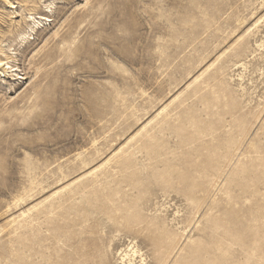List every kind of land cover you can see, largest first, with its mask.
Listing matches in <instances>:
<instances>
[{
	"label": "rangeland",
	"instance_id": "obj_1",
	"mask_svg": "<svg viewBox=\"0 0 264 264\" xmlns=\"http://www.w3.org/2000/svg\"><path fill=\"white\" fill-rule=\"evenodd\" d=\"M8 1L0 264H264V0Z\"/></svg>",
	"mask_w": 264,
	"mask_h": 264
},
{
	"label": "bare ground",
	"instance_id": "obj_2",
	"mask_svg": "<svg viewBox=\"0 0 264 264\" xmlns=\"http://www.w3.org/2000/svg\"><path fill=\"white\" fill-rule=\"evenodd\" d=\"M0 1H5V2L10 6V8L13 9V6H12L13 3H11L10 1H8V0H0ZM6 59L8 60L9 57L6 56ZM4 67H7V68L10 69L12 72L18 70V69L13 70V69H14L13 66L9 67V62H6L5 60L0 59V70L3 69ZM22 79H26V78L23 77Z\"/></svg>",
	"mask_w": 264,
	"mask_h": 264
}]
</instances>
